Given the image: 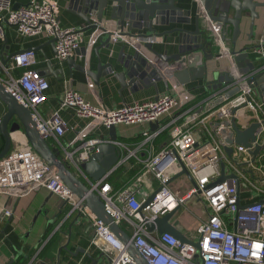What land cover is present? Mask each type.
<instances>
[{"label":"built area","instance_id":"obj_1","mask_svg":"<svg viewBox=\"0 0 264 264\" xmlns=\"http://www.w3.org/2000/svg\"><path fill=\"white\" fill-rule=\"evenodd\" d=\"M6 25L24 37L44 35L55 40L59 63L71 59L86 41L83 29L60 26L56 0H31L27 6L18 9L10 0H0V40L6 37ZM94 25L97 27L90 35L93 43L103 37L114 43L121 41L143 47L155 43L154 37L143 39L132 34L126 24L114 29L112 20H96ZM214 32L220 39L215 27ZM219 43L223 50L221 57L230 56L224 43L221 40ZM255 52L264 54V38ZM36 65L33 50L17 54L6 66L0 58V84L21 105L31 110L41 135L48 141L54 139L62 149L63 153L57 151L63 162L89 183L80 165L99 152L98 145L109 142L88 137L95 127L109 130L118 125L152 124L169 119L165 126L171 134L169 143L158 153L151 151L142 170L131 181L118 190H114L109 177L90 183L117 224L126 221L134 226L132 238L148 264H264V99L256 89L246 81H240V91L232 97L226 96L231 90L227 86L198 106H189L194 97L177 86L173 89L176 94L118 109L91 104L83 95L69 89L65 91L59 109L45 118L39 109L48 101L50 83L35 68ZM16 71L20 74L16 75ZM166 77L164 75L159 81L168 83L171 77ZM66 108L91 121L86 132L78 135L79 144L75 147L61 142L67 131L61 111ZM244 111L252 115L247 118L248 124L241 125ZM232 120L241 130L253 123L260 124L257 143L262 149L256 156L253 155L255 145L246 148L237 144L232 145V155H227L223 140L211 125L231 123ZM153 137L148 136V139ZM115 144L123 153L130 151L123 143ZM181 164L195 180V187L173 184V179L182 172ZM223 175L226 179L218 184ZM40 188L91 218L94 228L92 245L112 256L114 264H135L127 254L126 246L110 227L92 214L84 201L59 179L56 171L29 144L13 142L9 153L0 160V195L21 197ZM153 195V200L143 208ZM193 201L203 204L207 218L198 219L194 232L183 233L179 219L189 213V204ZM173 212L172 224L184 235L187 244L170 234L153 237L146 230L149 221ZM11 215V211L5 212L6 217Z\"/></svg>","mask_w":264,"mask_h":264},{"label":"crops","instance_id":"obj_2","mask_svg":"<svg viewBox=\"0 0 264 264\" xmlns=\"http://www.w3.org/2000/svg\"><path fill=\"white\" fill-rule=\"evenodd\" d=\"M10 1L14 6L23 7L27 6L31 0ZM56 1L59 6V24L62 28L83 30L88 28V23L85 20L88 17L84 8L85 0ZM254 1L264 3V0ZM198 3L199 0H179L177 2L178 6L184 10L191 11V24L189 25L168 21L165 25L154 26L156 30L154 33L148 28L143 30L133 29L130 32L134 35L154 37L153 49L159 54L166 55L167 52L169 56L178 55L179 47L181 46V33L177 29L196 30L195 19L200 10L198 9ZM107 9L104 20H112L114 29L123 26L119 20L111 19V6ZM258 12L261 14V19L256 21L252 35L250 32L251 19L249 13H244L241 35L235 45L232 43V27L228 29L227 41L224 42L225 49L228 51H239L259 46L260 40L264 38V9H258ZM95 21L96 19L92 18L91 22L93 24ZM202 24L204 28L206 23L202 22ZM5 33V39L0 40V58L3 51L13 54L34 50L37 58L35 68L44 73L50 83L48 101L39 109L45 118L51 117L59 109L62 97L65 91L69 89H73L83 95L91 104L103 105L107 109H118L124 106L155 101L167 94H176L173 89L177 86L187 90L194 97L192 104L189 106H198L215 92L223 90L227 86L231 87V89L234 87L233 84H223V87L217 91L207 90L202 79L191 81V76L193 75L191 73H187L184 76V79H186L184 81L187 83L181 84L174 76L177 72H170L169 70L175 67L176 63L172 62L168 69L166 63L142 45H129L121 41L107 43V37H103L93 43L90 38L91 30L85 32L86 41L82 47L69 59L70 61L67 60L63 63H59L56 58L55 47L51 44L52 39L44 35L24 37L18 34L15 28L8 25L5 26ZM138 49L143 57L148 59L149 63L154 66L158 72H156V76L161 75V78L164 75L171 77L168 83L163 80L157 82L154 79L147 85L138 86L134 84L129 86L130 80L127 79L125 85H123L120 78L121 74L125 72L122 63L123 59H127V56ZM210 49V51L215 53L216 57L209 62V65L217 67L222 74H233L234 68L231 66L233 63L231 56L224 55V57H221L223 50L219 46H214V48ZM186 55L190 58L191 63L199 61L198 64L201 65V54L190 52L186 53ZM250 57L252 61L258 64V67L264 68V54H258L253 50L250 51ZM49 63H52L55 72L48 70ZM243 68L246 69L245 67ZM60 73H63L62 78L59 75ZM19 74L20 72L16 71V75ZM250 115H252L251 112H243L241 125L248 124L249 120L247 118ZM61 116L67 126V131L61 138V142L63 145L75 147L79 144L78 135L86 132L91 121L79 117L71 108L63 109ZM167 120L169 119L161 120L155 129H152L150 124L116 126L117 142L127 143L125 145L130 149L128 152H122V164L112 174L114 175L113 181L120 188L140 173L143 163L149 157L151 151L158 153L167 146L171 138L169 130L165 128ZM109 135L110 129L97 126L88 137L109 141ZM148 136L154 137L148 139ZM12 139L16 144H28L26 137L21 132L14 133ZM49 142L54 151L58 152L57 150H61L62 152V149L54 139H50ZM130 154L132 157H129ZM132 160H135L134 164L131 162ZM81 179L86 181L82 177ZM173 184L182 185L185 188H189L192 185L185 175L174 178ZM194 205L195 208L193 207ZM6 211H11L12 215L6 217ZM40 211H42L41 214H39ZM205 215V207L202 203L199 201L191 202L189 204V213L181 215L179 219L181 231L183 233L194 232L198 226V219L204 220ZM120 227L125 235L133 237V225L123 221ZM148 233L153 237L158 236L157 232ZM93 237L94 228L91 218L79 209L74 210L71 204L52 195L46 189H35L21 197L7 194L0 195V264H8L11 261L16 264L21 256L26 258L32 256L29 264H94L99 260L103 252L99 247L92 245ZM82 250L85 252L82 253ZM97 251L100 254L98 257H94V253ZM44 252L45 257L41 258L40 254ZM76 253H78L77 256H75Z\"/></svg>","mask_w":264,"mask_h":264},{"label":"water","instance_id":"obj_3","mask_svg":"<svg viewBox=\"0 0 264 264\" xmlns=\"http://www.w3.org/2000/svg\"><path fill=\"white\" fill-rule=\"evenodd\" d=\"M179 0H85L84 8L88 17L85 20L88 23V28L83 31L94 30L97 26L91 20L96 19L98 22L104 20L105 11L111 6L110 17L113 20H119L120 24L127 25L129 31L133 29L143 30L148 28L152 33L156 30L154 26L165 25L167 22L179 23L182 25L191 24V11L184 10L178 6ZM111 3V4H110ZM15 9L20 7L14 6ZM199 14L195 19L196 30L188 31L186 29H177L181 33V46L179 47L178 55L159 54L153 49L152 44H146L144 47L154 55L158 56L169 69L171 63L175 67L170 68V72H177L174 75L181 84H186L184 79L187 73H191V81L202 79L207 90L212 89L217 91L223 87V84H233V89L227 92V97H232L240 91V81H246L247 85L256 89L260 97L264 99V68L258 67V64L252 61L250 51L256 48H245L239 51H229L232 58V67L234 73H220L214 65H209V62L215 59V53L210 51L214 46H220L219 40L222 43L227 41L228 29L233 30V45L236 44L241 35V24L245 12L249 13L251 19L250 32L254 33V27L257 20L261 19V14L258 9H264V3H257L254 0H199ZM202 22H205L203 28ZM220 34V39L215 35L214 27ZM140 38L149 39L152 36L139 35ZM250 37V36H249ZM111 42L107 38V43ZM51 44L55 47V40H51ZM34 51V50H33ZM197 52L202 56V63H191L190 58L186 53ZM21 53V52H19ZM19 53L9 54L3 51L1 60L4 66L8 65L11 59ZM220 56V54H219ZM199 60V58H197ZM70 61V60H68ZM125 72L121 74V81L125 85L129 79V86L137 84L138 86L147 85L151 80L159 81L161 75L156 76V70L149 60L143 57L139 50L123 59ZM245 63V65H244ZM198 64V65H197ZM170 65V66H169ZM177 65V66H176ZM197 65V66H196ZM245 67L246 69H244ZM198 69V71H196ZM48 70L55 72L52 63L48 64ZM236 70V71H235ZM40 71V70H39ZM41 72V71H40ZM158 73V72H157ZM41 74L45 76L44 73ZM174 74V73H173ZM238 74V75H237ZM63 77V73L59 74ZM125 79V81H124ZM219 101L218 103H220ZM0 104L4 106L5 111L2 115L0 123V135L3 139V147L0 150V160H2L10 151L14 133L21 132L26 137L29 146L44 160L48 166L56 171L59 179L75 194V196L84 201L85 206L99 220L103 221L110 227L113 234L126 246V252L135 264H148L143 255L135 246L132 237L125 235L120 225L117 224L111 215L107 212L105 203L92 190L91 184H95L105 178L110 177L120 166L122 162V151L115 144L117 142L116 127L110 128V140L97 146L98 153H94L90 161H84L80 167L89 182L79 178L70 167H68L58 152L52 149L50 142L45 139L38 130L36 122L32 117L31 110L21 105L11 94L0 84ZM159 123H152V129L158 127ZM230 126L232 128H230ZM261 126L258 123H253L245 130H241L235 120L229 122L215 123L212 129L218 132L220 138L225 144V151L228 156L233 153L232 145L237 144L246 148H252L255 145L253 155L256 156L262 149L257 143V134ZM182 172L177 176L185 175L188 177L192 185L196 183L190 172L183 164ZM224 168V167H223ZM224 174V171H223ZM175 177V178H177ZM225 175L218 180V184L224 182ZM174 180V179H173ZM154 195L144 204L143 208L153 200ZM66 203H68L66 201ZM42 211L39 212L41 214ZM174 212L159 217L154 221H149L146 224L147 232H157L158 235L170 234L183 244L189 243L184 235L172 224ZM125 235V236H123ZM85 251L82 250V253ZM78 253L75 254L77 256ZM11 261L8 264H13ZM114 264L113 257L102 253L98 261L94 264Z\"/></svg>","mask_w":264,"mask_h":264},{"label":"trees","instance_id":"obj_4","mask_svg":"<svg viewBox=\"0 0 264 264\" xmlns=\"http://www.w3.org/2000/svg\"><path fill=\"white\" fill-rule=\"evenodd\" d=\"M125 144H127V143H125ZM131 162L134 164L135 160H132ZM113 176H114V175H112V177H110V179H108V181L110 182V184L112 185V187L114 188V190H118V189L120 188V186L116 185V183L113 181V178H114ZM51 241H52V240H51ZM99 254H100V253H99L98 251L95 252V253H94V257H98ZM31 257H32V256L26 258V257L21 256V257H19V259L17 260L16 264H29V262H30V258H31ZM40 257H41V258H44V257H45V252H44L43 254H40Z\"/></svg>","mask_w":264,"mask_h":264},{"label":"rangeland","instance_id":"obj_5","mask_svg":"<svg viewBox=\"0 0 264 264\" xmlns=\"http://www.w3.org/2000/svg\"><path fill=\"white\" fill-rule=\"evenodd\" d=\"M4 111H5L4 106L0 104V114H3ZM2 147H3V139H2V136L0 135V150H1ZM193 207L195 208V205ZM206 218H207V216L205 215L204 219H206Z\"/></svg>","mask_w":264,"mask_h":264}]
</instances>
